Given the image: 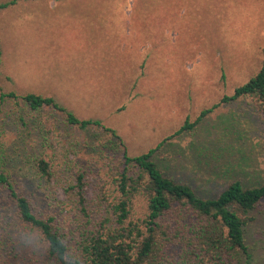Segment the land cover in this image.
<instances>
[{"label": "rangeland", "instance_id": "1", "mask_svg": "<svg viewBox=\"0 0 264 264\" xmlns=\"http://www.w3.org/2000/svg\"><path fill=\"white\" fill-rule=\"evenodd\" d=\"M53 1L62 0H17L0 9L1 91L38 93L44 92L46 85L60 92L66 101L60 104L77 118H95L113 129L131 156L155 147L185 118L192 121L202 109L218 103L223 94L229 95L264 63V0H221L220 8L211 4L210 20L204 16L194 25L184 16L182 26L177 22L167 29L163 21L158 25L151 17L149 26L156 27L147 56L153 76L149 77L152 88L146 96L134 101L124 96L123 109L111 112L108 92H118L112 98L114 103L123 99L122 89L113 88L118 84L114 77L108 87L101 88L104 94L100 91L99 100L83 103L74 98L73 102L65 86L69 79L66 71L80 60L94 61L104 51L87 49L83 56L82 50H72V36L62 31L81 18V12L89 14L92 7H52ZM37 17H49L47 29L39 30L44 24H37ZM163 57L165 60L157 64ZM38 83L42 87H37ZM100 133L92 127L82 130L68 125L60 114L47 108L31 115L21 103L6 100L0 104V162L7 161L5 167L16 174L36 203L43 197V187L37 185V176L29 168L34 159L52 151V163L75 170L81 162L95 159ZM151 159L165 175L187 182L199 196L214 195L234 178L245 185L264 182V121L244 101L218 103L203 114L193 131L166 139ZM54 195L61 199V190L56 189ZM249 216L244 226L248 261L264 264V206ZM1 219L2 223L12 220L9 204L0 198ZM22 231L24 238L31 240L26 252L30 255L28 264H45L32 246L39 245L34 233L25 228ZM240 259L244 261L243 256Z\"/></svg>", "mask_w": 264, "mask_h": 264}, {"label": "trees", "instance_id": "2", "mask_svg": "<svg viewBox=\"0 0 264 264\" xmlns=\"http://www.w3.org/2000/svg\"><path fill=\"white\" fill-rule=\"evenodd\" d=\"M112 1L124 3L128 16L163 19L167 29L177 22L182 26L186 16L193 25L204 16L210 20L211 4L221 6V0ZM16 2H0V9ZM6 100L21 103L31 115L47 108L68 125L101 133L95 159L79 162L75 170L52 163V151L34 159L29 168L43 187L39 203L6 168L7 161L0 162V198L9 204L12 218L0 220V264H28L31 240L22 228L34 233L39 245L32 246L45 264H249L244 226L249 213L264 206V182L245 185L234 178L214 195L199 196L187 182L165 175L151 155L169 137L193 131L203 114L221 102L244 101L264 121V63L218 103L192 121L185 118L169 137L133 156L113 129L95 118H77L52 96L0 89V104Z\"/></svg>", "mask_w": 264, "mask_h": 264}, {"label": "crops", "instance_id": "3", "mask_svg": "<svg viewBox=\"0 0 264 264\" xmlns=\"http://www.w3.org/2000/svg\"><path fill=\"white\" fill-rule=\"evenodd\" d=\"M55 2L53 1L50 6L68 4L67 7L70 5H76L80 8L92 7L89 14L86 11L81 12V18L78 16L77 20L70 23L62 31L72 36V39H69L72 50L75 47L77 50H82L83 56L87 49L104 51L94 61L80 60L74 66H70L74 69L66 71L69 79L65 86L69 91L68 96L73 97V102H76L74 98H78L83 103L97 100V98L99 100L100 91L102 95L104 94L101 88L108 87L109 82L114 77L118 79V84L114 85L113 88L120 87L122 89L120 96L122 98L125 96L127 101H134L146 96L152 88L150 83L152 78L149 77L153 76L152 70L149 69L152 61L148 60L147 53H149L151 36L156 27L149 26V23H152L149 18L128 16L124 3L118 5L112 0H62L60 3ZM48 18H35L37 24L39 22L44 24V26L39 27L40 31L48 28ZM162 21L163 19L158 18L156 22L160 25ZM163 22L165 24V21ZM34 30L37 33L36 26ZM156 33H158L157 30ZM58 35L63 37V35ZM164 60L163 57L157 61V64H161ZM36 65L38 66V60ZM37 87H42V84L38 83ZM38 94L56 97L59 98V101L55 100L56 102L66 103L65 99L60 96V92L50 90L46 85L45 91H38ZM117 95L118 92L116 91L110 90L108 92L107 102H110L112 106L111 112L122 110L125 106L124 101L126 99L124 100V98L119 103H114L115 99L112 98Z\"/></svg>", "mask_w": 264, "mask_h": 264}]
</instances>
